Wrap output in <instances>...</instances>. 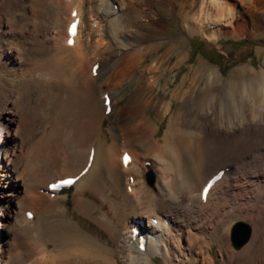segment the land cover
<instances>
[{"label": "bare ground", "instance_id": "6f19581e", "mask_svg": "<svg viewBox=\"0 0 264 264\" xmlns=\"http://www.w3.org/2000/svg\"><path fill=\"white\" fill-rule=\"evenodd\" d=\"M93 2L95 4L89 9V18H93L95 27L88 30L90 32L86 40L82 41V7L85 0L62 1L65 16L62 21L59 18L57 24H63L64 33L61 30L56 33L53 50L49 52H52L51 58L48 59L50 66L46 68L49 75L64 76L68 85H65L67 88L64 90L63 108L55 126L59 131L65 129L69 132L62 149H73L76 154L83 143L86 144L84 159L81 153H77L76 157L79 159L76 160L75 170H70L72 168L67 166L66 174L69 175L63 178L58 176L61 178L58 181L78 176L87 165L91 151L92 160L83 175L69 188L62 189L68 191H55L51 199L47 186L55 181L50 180L44 183V186L48 184L36 198V202L32 201L35 215L33 230L40 255L38 260H42L34 259L30 264H97V256L88 249L89 239L64 216L60 213L53 215V212L58 201H70L76 213L94 221L92 214L101 215L103 208L101 202H89L85 194L98 195L101 201L106 197L103 194L106 184L111 190L117 189L118 195L123 196V201L131 205V213L122 219L123 231L109 230L119 243L117 245L120 246L123 264H150L156 256L162 258L165 264H211L210 259L203 256V252L210 251L211 245L220 240V235L229 232L233 220L237 219L249 221L254 230L249 243L235 253L237 258L249 255L250 264H264V122L257 125L247 120L238 126H228L219 124L215 117L218 112L227 111L229 108L239 110L242 114L245 106L242 102L243 95L250 93L254 97H264V82L260 80L256 86L242 90L240 100L235 103L231 97L229 101L227 99L218 102L215 96L203 101L199 99L197 78L204 77L205 87H212L217 82V73L210 68L201 72L194 70L189 73L188 78H183L174 85L167 102L154 100L152 104L154 87L167 70L170 60L168 53H163L150 63L145 82L136 86L125 107L114 108L119 96L117 87L134 71L145 54L154 48V39L152 40L151 36L165 30L163 14L167 8H170L171 13L181 11L182 8L185 12L182 29L189 33L195 32L208 41L226 35L257 32L263 25L264 0H87L88 4ZM173 2H178L181 6L175 8L172 6ZM73 11L79 23L72 44L68 46L66 29L73 19ZM1 23L0 13V26ZM92 35L100 37L93 42L96 50H92L93 53L90 51L92 55L89 56L87 47L91 46L89 42ZM106 48L118 49V53L102 60L93 77L91 67L97 63L95 58L97 56L99 60L101 51ZM10 58L11 55L2 57L0 67L10 61ZM183 61L184 57L179 58L170 71ZM101 75L103 80L97 88L101 89V95L96 103L92 96L93 84ZM105 94L110 98L109 114L113 117L112 127L116 132L112 137L113 141L108 147L105 146L106 148L103 146L102 133L97 128L100 120L98 111L105 109L102 103ZM16 102L15 99L4 100V108L0 111V264H12L11 261L21 256L18 248L20 249V242L23 241L21 239L26 237L15 235L13 230L8 229L9 223L18 221L19 211L26 207L25 192L43 188L37 184L39 180L32 176L35 168H30L32 166L27 163H23L18 171L14 168L19 160L25 159L26 154L20 152L21 146L16 131L9 133L11 125L16 121ZM173 102L175 106L172 109ZM149 107L154 110L156 121L159 123L164 115L172 110L167 129L160 141L153 139L157 127L144 116ZM91 129L94 133L87 138ZM198 135L208 138L209 141L216 137L226 139L228 147L223 146L220 154L226 156L227 160L214 172H196L197 180L192 182L191 169L189 173L185 168L182 169V165L185 163L183 158L186 153L185 143L188 144L186 140L194 139L193 137ZM197 141L199 143V139ZM194 144L196 143L191 145L194 147ZM32 148L34 149L33 146ZM123 152L130 156V162L126 166L121 163ZM41 155L39 158L43 164L53 161L49 153ZM144 161H150L148 167L144 168ZM72 162L74 163V160ZM231 164L234 168L230 172L229 169L223 172L221 178L209 189L205 201H202L201 188L205 182L221 168ZM197 167L199 169L201 166ZM102 170L107 180L104 185H98L95 182L101 177ZM144 172L150 173L156 179V193L145 184ZM21 188L24 189L23 196ZM158 198L164 199L163 206H156ZM167 206L172 210L170 215L165 211ZM142 218L145 220L141 227L138 223ZM152 220H155L156 224H153ZM103 221L98 224L107 228L108 223ZM124 222L128 223L127 226L124 225L125 228ZM132 230L140 232L139 235L144 240L143 251L137 250L139 237H132ZM15 232L26 233L21 228H16ZM225 243L221 252L224 253L225 264H231L229 255L232 252L226 241ZM47 246L51 247L52 255L47 253ZM109 261L110 259L107 262ZM107 262L106 264H110Z\"/></svg>", "mask_w": 264, "mask_h": 264}, {"label": "rangeland", "instance_id": "374dc122", "mask_svg": "<svg viewBox=\"0 0 264 264\" xmlns=\"http://www.w3.org/2000/svg\"><path fill=\"white\" fill-rule=\"evenodd\" d=\"M62 1L63 0H0V13L2 20L0 26V59L2 57H10L11 55V60H8L5 65L0 67V111L4 108V100L15 99V101H17L16 109L18 111L16 110L15 112L16 121L11 125L9 133L12 134V132L14 133L16 131L15 133L19 137L18 140L21 146L20 152L24 154L26 152V154L25 159L19 160L14 168L18 171L22 167L23 163H27L28 166H32L30 168H35V172L32 176L37 178V180H39L37 184L43 187L36 190L37 192L32 190L25 192L26 207L19 211L18 216L20 218L18 221L13 222V224L11 222L9 223L10 228L8 229L13 230L15 235L19 237H26L21 239L23 241L20 242V249L18 248L21 256H17L18 259L13 261L7 258V260L11 261L12 264H30V262L34 259L37 261L42 260H38L40 255H38V248H36L37 241L33 230L35 215L33 213L32 201L36 202V198L43 193V189H45L48 184L47 183L44 186V183L49 182L50 180L56 182L59 179L68 176L69 174H66V170H68L67 166L69 169L72 168L70 170H75L74 168H76L77 163L76 160L79 159L76 157L77 153H81L82 159H84L86 150L85 142L80 148L81 150L79 149L80 152L77 150L78 152H76V154L73 149H62V145L69 136V132L65 129H61L59 131L55 128L58 115L61 113L63 108L65 99L64 90H66V86L68 85L64 76L55 75V77L54 75H49L46 68L50 66L48 59L51 58L52 52H49L53 50V42L56 37V33L60 30L63 31V24L61 23L59 26L57 24L58 19L60 18L62 21V18L65 16L64 10L61 6ZM236 3L239 4V2ZM94 4L95 2L88 4L87 0H85V4L82 7V41L86 40L88 32H90L88 30H90L91 27L92 29L95 27V21L93 18H89V9ZM172 6L177 8L180 7L181 4L173 2ZM180 10L181 11L176 10L171 13L170 8H167V11L163 14L165 30L151 36L152 40L154 39V48L145 54L140 63L134 68V71L127 78L123 79L121 81V85L117 87L119 96L114 104V108L125 107L129 96L134 92L136 86L145 82L148 76L147 69L150 66V63L158 59L163 53H168L170 60L168 62L167 70L159 78V82L154 87L152 104L154 103V100L167 102L174 85H177L181 79L188 78L194 70L201 72L205 68L208 70L210 68L213 71L215 70L217 73V82L212 87H205V82L203 81L204 77L197 78V81L199 82V99L203 101L209 97L215 96L218 102L220 100L227 99V101H229V98L231 97L233 98L231 100L235 103L240 100L242 90L251 88L253 85L256 86L257 82L260 80L264 82V19L263 25L255 33L226 35L207 41L195 32L189 33L182 29L185 23V12L182 8ZM99 37V35H92L91 41L89 42L91 46L87 47L88 52L96 50L93 42L99 39ZM198 43L204 44L206 48L215 49L221 60H219L217 64H214L212 61L204 59L200 54H196L194 48L198 45ZM91 52L88 54L89 56L92 55L93 52ZM117 53L118 49L115 48H106L102 50L100 53L102 59L100 58L98 60L97 56L95 58L98 63V68L102 64V60L108 59ZM181 57H184V61L174 70L170 71V68L175 65L176 61ZM251 72L253 75H251ZM102 80V75L98 76L93 84L94 90L92 96L94 97L96 103L98 98H100L99 95H101V89L97 88L98 86L100 87ZM46 97L49 98L47 99ZM243 97L242 102L245 104L243 107L244 112L241 114L239 110H235L233 108H229L227 111L218 112L215 117L219 124L238 126L241 122H245L247 120V122H252L257 125L264 122V97H254L250 93L244 94ZM8 106H10V104L6 107L8 108ZM174 106L175 103L173 102L171 105L172 109ZM100 108L101 106L99 104V109ZM103 111L101 112V109L98 111L100 120L97 124V128L102 133V139H104L103 146L108 147L113 141L112 137L116 135V132L112 127L113 117L110 114L109 116H103ZM171 111L164 115L163 119L159 123L156 121L155 112L151 107L145 110L144 116L157 127V131L154 133L153 139L159 141L161 140L165 129H167L166 125ZM50 131H52V133ZM90 131L91 132H88L87 134V138L92 136L94 133L92 129ZM46 133H49L52 137L48 134V138ZM39 135L40 137L43 135V137L40 138ZM193 138L194 139L189 138L186 140L188 141V144L186 145L185 143L186 153L183 158V162L185 163L182 165V169L185 168L184 170H188L187 172L189 173V169H191L192 173H190V175L192 176V182L197 180L196 175L199 172L211 173L222 166L223 161H226L227 157H223L220 153L222 148L226 147V145L228 147V141L222 137L212 138L210 141L208 138L199 135L198 137ZM190 139L194 141H190ZM198 139L199 143L197 141ZM50 140L52 143L49 142ZM46 141L50 145H48ZM189 142H192V145L194 142L196 144H194L193 147ZM38 144L40 148L42 147V149H44V151L39 148ZM44 145L47 146L45 147ZM38 149L41 151L39 152ZM48 153L51 157H53V161L43 164L42 159L39 157H42L41 154L48 155ZM71 154L73 157H70ZM73 160L74 163L72 162ZM193 161H195V165H193ZM240 161L242 162V158ZM146 163L149 165L150 161L143 162L144 168L148 167L146 166ZM198 165L201 166L199 169L197 167ZM195 168L198 171H196ZM233 168L234 165L231 164L221 168L220 170H224V172H226L229 169L230 172ZM196 172L198 173L195 174ZM146 174L147 172H144L143 174L145 184L149 189H151V191H153V193H156V179L153 176V185L150 187L145 180ZM32 176H30V178H33ZM106 180L105 172L102 170L101 177L95 183L98 185L102 183L104 185ZM202 182H204V180ZM121 183L122 181L120 182V187H122ZM198 188H200V185ZM23 190L24 189L21 188L22 196L24 195ZM103 190V194L106 197L101 201L100 198L98 199V195L91 193L85 194V198L88 199L89 202H93L95 204L101 202V208H103L101 210V215L99 213H93L92 218L94 217V221L76 213L70 201H58V205L54 208L53 215L60 213L67 221L77 227L79 231L81 230V233L83 232L82 234L89 239L88 249L97 256L95 260L97 264H106L109 259L112 264H123L119 251L120 246L117 245L118 241L115 240L110 232L112 230L123 231L122 219L124 216L131 213V205L123 201V196L120 194L118 195L117 189L111 190L106 184ZM162 199L163 198H158L156 200V206H163L164 199ZM169 207H165V211L170 215L172 214V210ZM27 212L32 214L31 219L26 218L25 215ZM98 216H100V218ZM103 220H106L108 223L107 228H103L98 224H101V221L104 222ZM140 220L144 221L145 219L142 218ZM127 222H124L123 226H127ZM236 222H244L249 226L250 239L246 243L248 244L254 231L253 226H251L252 224L250 223V225L249 221L237 219L233 220L232 226ZM16 228L24 229L26 233L19 234L15 232ZM225 241L229 245L230 251L232 252V254L229 255L231 264H250L249 255H243L245 257L242 256L237 258L235 253L240 251V249L246 244L240 249L234 250L230 241V230L225 235H220V240L215 241L214 244L211 245L210 251H204L203 256L206 257V259H210L211 264H225L224 253L221 252L222 247L226 244ZM47 250L49 255L53 254L51 247L47 246ZM107 257L109 259H107ZM110 261L107 263L111 264ZM150 264L165 263L162 261V258L156 256L152 258ZM185 264L194 263L186 262Z\"/></svg>", "mask_w": 264, "mask_h": 264}, {"label": "water", "instance_id": "95a60500", "mask_svg": "<svg viewBox=\"0 0 264 264\" xmlns=\"http://www.w3.org/2000/svg\"><path fill=\"white\" fill-rule=\"evenodd\" d=\"M145 180L147 184L152 187L153 185V176L150 173L145 175ZM68 190H62L60 193H63ZM250 238V228L247 224L243 222H236L230 230V241L232 248L234 250L240 249L244 246Z\"/></svg>", "mask_w": 264, "mask_h": 264}, {"label": "trees", "instance_id": "16d2710c", "mask_svg": "<svg viewBox=\"0 0 264 264\" xmlns=\"http://www.w3.org/2000/svg\"><path fill=\"white\" fill-rule=\"evenodd\" d=\"M238 43H243V42H238ZM196 47L194 48L195 53L200 54L204 59L212 61L214 64H217L218 61L221 60L219 54L216 52L215 49L206 48L202 43H198Z\"/></svg>", "mask_w": 264, "mask_h": 264}, {"label": "snow or ice", "instance_id": "6c2138e0", "mask_svg": "<svg viewBox=\"0 0 264 264\" xmlns=\"http://www.w3.org/2000/svg\"><path fill=\"white\" fill-rule=\"evenodd\" d=\"M73 15H75V13H73ZM75 30H76V25L73 24V25L71 26V28H70V33H71L72 35H74V34H75ZM69 43H72V41L70 40ZM125 159L127 160L128 158L125 157ZM66 183H71V181H67Z\"/></svg>", "mask_w": 264, "mask_h": 264}]
</instances>
